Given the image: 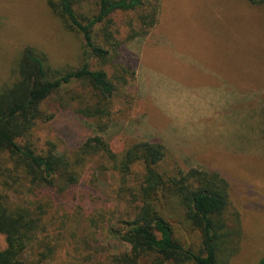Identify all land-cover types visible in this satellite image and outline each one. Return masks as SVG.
<instances>
[{
    "label": "rangeland",
    "instance_id": "obj_1",
    "mask_svg": "<svg viewBox=\"0 0 264 264\" xmlns=\"http://www.w3.org/2000/svg\"><path fill=\"white\" fill-rule=\"evenodd\" d=\"M79 1V12H96V0ZM144 2L148 7L155 0ZM157 4V22L147 34L143 11L111 17V31L123 41L120 56L112 63L96 60L93 66L107 71L117 86L111 117L87 119L78 113L93 102L83 82L63 87L44 103V111L55 118L35 126L32 139L39 150L55 148L76 157L80 146L98 135L116 159L87 151L69 201L57 205L40 195L44 225L20 264H37L53 246V259L40 264H111V255L128 249L109 229L119 226L132 208V192L144 181L141 163L126 177L119 167L126 150L139 142L164 145L157 169L166 179L195 168L218 171L228 180L224 222L229 232L219 242L220 264H258L264 258V0ZM28 46L43 53L58 74L83 65L82 34L48 0H0V93L18 79V63ZM96 122L108 124L107 130L97 133ZM18 197L12 200L34 208L25 191ZM85 199L91 208L81 207ZM175 219L178 238L200 250L199 230L179 223V215ZM89 244L97 249L92 254ZM6 246L0 234V250Z\"/></svg>",
    "mask_w": 264,
    "mask_h": 264
},
{
    "label": "trees",
    "instance_id": "obj_2",
    "mask_svg": "<svg viewBox=\"0 0 264 264\" xmlns=\"http://www.w3.org/2000/svg\"><path fill=\"white\" fill-rule=\"evenodd\" d=\"M48 4L71 29L82 34L84 61L80 68L58 74L43 53L28 46L18 63V79L0 93V234L7 242L6 248L0 250V264H20L22 255L36 239L46 213L43 205H37L40 195H47L57 205L69 201L80 182L83 154L104 151L116 159L98 135L85 141L76 157L55 148L39 150L32 139L34 128L39 121L55 118V114L44 111V103L63 87L83 82L91 89L93 102L90 99L78 113L87 119L111 117L110 104L117 86L107 71L93 68L96 60L112 63L120 56L123 41L111 31V17L116 12L143 11L145 34L157 22V0L148 2V7L144 0H96L97 10L92 14L77 10L79 0H48ZM94 127L97 133H104L108 124L96 122ZM164 157V145L156 142H139L126 150L119 164L123 177L135 163L143 165L145 177L138 191L132 192V208L124 212L119 226L109 229L111 236L127 244L128 249L108 260L111 264H220L219 242L229 232L224 222L228 180L218 171L195 168L166 179L157 169ZM23 191L34 208L12 200ZM87 203L86 199L80 201L81 207L91 208ZM176 215L181 217L179 223L186 222L191 229L199 230L200 250L178 238ZM46 250L37 264L48 257L53 259L57 247ZM96 250L90 245L91 254ZM258 264H264V258Z\"/></svg>",
    "mask_w": 264,
    "mask_h": 264
}]
</instances>
